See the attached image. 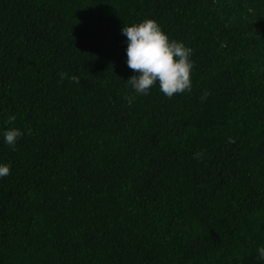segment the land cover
<instances>
[{
  "label": "trees",
  "instance_id": "16d2710c",
  "mask_svg": "<svg viewBox=\"0 0 264 264\" xmlns=\"http://www.w3.org/2000/svg\"><path fill=\"white\" fill-rule=\"evenodd\" d=\"M245 1L0 0V264H264V0ZM148 18L192 48L191 92L127 84L122 29Z\"/></svg>",
  "mask_w": 264,
  "mask_h": 264
},
{
  "label": "clouds",
  "instance_id": "9594fccd",
  "mask_svg": "<svg viewBox=\"0 0 264 264\" xmlns=\"http://www.w3.org/2000/svg\"><path fill=\"white\" fill-rule=\"evenodd\" d=\"M122 34L127 38V65L138 75H132L126 81L136 94L147 95L158 84L159 90L168 98L192 90L191 60L192 48L182 41L170 39L155 19H144L139 23L125 26ZM61 80L70 79L79 84L80 78L76 75L68 76L61 72ZM210 95L205 91L201 100ZM129 104L134 97H126ZM15 116L9 117V123ZM29 130V134H30ZM24 133L19 128H8L3 133L4 141L15 148L17 141ZM199 156V153H197ZM11 174L10 163H0V178ZM260 259H264V247L258 249Z\"/></svg>",
  "mask_w": 264,
  "mask_h": 264
},
{
  "label": "rangeland",
  "instance_id": "374dc122",
  "mask_svg": "<svg viewBox=\"0 0 264 264\" xmlns=\"http://www.w3.org/2000/svg\"><path fill=\"white\" fill-rule=\"evenodd\" d=\"M231 5L233 9L232 16L234 18L240 16L245 17L247 15V10H250V7L245 0H231Z\"/></svg>",
  "mask_w": 264,
  "mask_h": 264
}]
</instances>
